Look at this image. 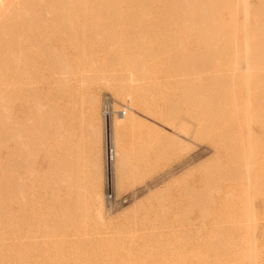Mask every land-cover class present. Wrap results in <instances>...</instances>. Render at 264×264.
Listing matches in <instances>:
<instances>
[{
  "label": "rangeland",
  "instance_id": "374dc122",
  "mask_svg": "<svg viewBox=\"0 0 264 264\" xmlns=\"http://www.w3.org/2000/svg\"><path fill=\"white\" fill-rule=\"evenodd\" d=\"M197 1L0 0V264H264V0Z\"/></svg>",
  "mask_w": 264,
  "mask_h": 264
},
{
  "label": "bare ground",
  "instance_id": "6f19581e",
  "mask_svg": "<svg viewBox=\"0 0 264 264\" xmlns=\"http://www.w3.org/2000/svg\"><path fill=\"white\" fill-rule=\"evenodd\" d=\"M217 1L220 2V3L218 4ZM217 1H214L215 3L212 1V3H213L214 5H216L215 8H216L217 5H218V8H216V9H218V10L221 9V7L225 6L224 4H226V6H227V7H225V8H228V9H229L228 6H230V7L233 6V5H232V2L227 3V2H229V1H227V0H226V2H224L225 0H224V1L217 0ZM230 1H231V0H230ZM197 2H198V1L196 0L195 3H197ZM199 2H200V0H199ZM206 2H208V1H206ZM209 2H210V0H209ZM221 2H222V3H221ZM223 2H224V3H223ZM221 4H222L223 6H221ZM202 5H203V4H202ZM220 6H221V7H220ZM219 7H220V8H219ZM235 7H236V6L234 5L233 8H235ZM231 9H232V8H231ZM231 9H230V10H231ZM216 11H217V10H216ZM217 12H221V10H219V11H217ZM206 30H207V29H206ZM204 31H205V29L203 30V33H204ZM203 33L199 35V38L202 37V38H201V39L203 40L202 43H203V42L206 43V38L209 37V33H208V32H206V33H204V34H203ZM200 36H201V37H200ZM5 41H6V40H5ZM7 43H8V42H5L4 44H7ZM200 43H201V42H200ZM202 43H201V46H199L200 48H202ZM203 44H204V43H203ZM7 45H8V44H7ZM204 45H205V44H204ZM6 47H7V46H6ZM203 47H204V46H203ZM215 56H216V55H215ZM215 56H214V57H215ZM202 57H203V56H202ZM202 57H201V59H202ZM216 57H217V56H216ZM210 58H211V57H210ZM201 59H200V61H201ZM198 60H199V59H198ZM207 60H208V58H207ZM204 61H205V60H204ZM213 61H214V60H213ZM211 62H212V61H211ZM198 63H199V61H198ZM201 63H203V62L201 61ZM208 64H209V63H208ZM211 64H212V63H211ZM213 64H215V63H213ZM200 65H202V64H200ZM205 65H206V64H205ZM202 67H203V66H202ZM206 67H207V66H206ZM206 67H205V69H206ZM211 67H212V66H211ZM197 69H198V68H197ZM208 69H209V68H208ZM212 69H213V68H212ZM200 70H201V69H200ZM248 70H249V69H248ZM197 71H198V70H197ZM201 71H202V70H201ZM198 72H199V71H198ZM202 72H203V71H202ZM217 72H218V71H217ZM240 72H241V71H240ZM219 73H221V71H219ZM213 74H214V73H213ZM217 74H218V73H217ZM221 75H222V74H221ZM226 75H227V74H226ZM209 76H210V75H209ZM219 76H220V75H219ZM219 76H218V77H219ZM235 76H236V75H235ZM211 77H212V76H211ZM220 77H221V76H220ZM232 77H233V76H232ZM214 78H215V77H214ZM222 78H223V77H222ZM208 79H209V78H208ZM210 79H212V78H210ZM215 79H216V78H215ZM217 79H218V78H217ZM226 80H227V79H226ZM229 80H230V79H229ZM211 81H212V80H211ZM209 82H210V80H209ZM224 82H225V81H224ZM224 82H222V83H223V86H224ZM231 82H232V81H231ZM203 83H204V82H203ZM225 83H226V82H225ZM204 84H209V83L207 82V83H204ZM210 84H211V83H210ZM214 84H216V81H215V83L213 82V84H211V85H214ZM216 85H217V84H216ZM219 85H220V84H219ZM216 87H218V86H216ZM216 87H215V88H216ZM122 88L125 89L124 87H122ZM122 88L119 90V92L121 91V93H124L125 90H122ZM227 88H228V86H227ZM203 89H205V87H203ZM203 89H202V90H203ZM223 89H224V88H223ZM217 90L219 91L220 89L218 88ZM225 90H226V89H225ZM225 90H224V91H225ZM123 91H124V92H123ZM213 91H214V90H213ZM226 91H228V89H227ZM206 92H207V91H206ZM223 93H224V92H223ZM230 93H231V91H230ZM213 94H214V93H213ZM213 94H212V97H213ZM216 95H218V94H216ZM219 95H220V94H219ZM219 95H218V96H219ZM222 96H223V95H222ZM224 96H225V95H224ZM224 96H223V98H224ZM229 96H230V95H229ZM220 97H221V96H220ZM225 97H226V96H225ZM223 98H222V99H223ZM229 98H230V97H229ZM217 99H220V98H217ZM226 99H227V98H226ZM202 100H203V99H202ZM220 100H221V99H220ZM220 100H219V101H220ZM223 100H225V99H223ZM212 101H214V99H213ZM228 101H229V99H228ZM228 101H227V102H228ZM206 102H207V100H206ZM209 102H210V100H209ZM214 102H215V101H214ZM204 103H205V101H204ZM218 103H219V102H218ZM211 104H213V103H211ZM215 104H216V102H215ZM213 105H214V104H213ZM217 106H218V105L216 104V107H217ZM205 107H206V106H205ZM205 107H204V108H205ZM208 108H209V107H208ZM231 108H232V107H231ZM233 108H234V107H233ZM217 109H218V108H217ZM207 110H208V109H207ZM207 110H206V112H207ZM209 110H211V107H210ZM226 110H227V109H226ZM228 110H229V109H228ZM232 110H233V109H232ZM229 111H230V110H229ZM229 111H228V112H229ZM92 112H93V110H92ZM222 113H223V111H222ZM226 113H227V112H226ZM92 114H93V113H92ZM92 114H91V115H92ZM209 114H210V113H209ZM217 114H218V113H217ZM257 114H258V113H257ZM215 115H216V114H215ZM113 156H114V155H113ZM113 156H112V158H111L110 160L113 159ZM248 262H249V261H248Z\"/></svg>",
  "mask_w": 264,
  "mask_h": 264
}]
</instances>
